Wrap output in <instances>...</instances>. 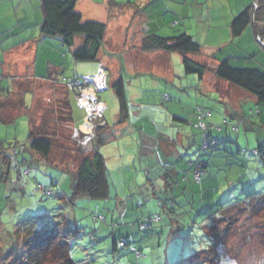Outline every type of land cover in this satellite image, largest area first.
Instances as JSON below:
<instances>
[{"label":"rangeland","instance_id":"obj_1","mask_svg":"<svg viewBox=\"0 0 264 264\" xmlns=\"http://www.w3.org/2000/svg\"><path fill=\"white\" fill-rule=\"evenodd\" d=\"M104 1L79 0L77 9L82 14L83 19L97 20L105 22L107 25L103 47L106 55H104L103 64L99 68L106 71L107 81L106 76L103 79L101 75H98V72L97 75L86 79L84 84H87L84 86L89 87H80L75 93L74 98L78 95L76 105L71 92L72 89L60 83L59 78H62L60 73L58 75L51 73L50 77L43 81L29 80L27 102H23L22 94L17 90L10 94V98H21L22 102L19 99L6 103V107H8L6 110L11 111L12 114L7 117L8 121L0 120V141L7 146L8 144L22 145L26 143L31 125L33 133L45 134L52 142L51 162L58 164L59 167L66 168L68 165L69 168H72L78 164L81 158L80 149L85 146L86 139L81 143L82 137L77 132L78 129L74 123L72 124V118L69 119V115L72 114L78 126L81 119H84V114L91 123L95 120L101 122V116L106 105L103 115L109 124V129H106L103 134L105 143L100 147V152L105 156L112 182L111 190L115 191L116 197L114 200H108L106 204L101 200L80 201L71 211V207L58 206V199L53 195L46 198L40 195L41 193L30 194L35 184L33 178L37 174L31 172L21 178L15 173H11L10 180L6 184L0 182V228H3L5 234L8 232L14 237L16 229L20 228L27 218L36 217L39 214L53 216L55 213L61 212L69 220H73V218L80 220V225L84 226L82 229L84 232L75 241L76 244L72 251L73 257L79 259V264H170L175 260H180V258H186L196 250L204 248L205 245H202V239L199 246L196 239L194 242L188 243H184L180 239H171L167 243L166 231L169 227L163 233L161 232L163 221L167 223L169 218L165 210L156 203L157 197H165L158 188L173 174L174 176L177 175L176 170L172 173V167L175 169L179 167V170L186 171L189 165L188 158L194 160L196 157L193 154V147L195 146L192 145L193 147L190 149H183V145L180 144V127L182 125L173 121V116L179 114L170 109V105L181 104V107L178 106L180 108H177V111L180 112V109H186L193 105L197 94L207 92L203 89V85L197 82L196 75L185 73L181 53L161 52L159 50L142 52L138 49V42L143 32L148 34L150 26L143 17L145 14L142 13V10L147 14L152 13L148 11L155 10L153 12L155 15H167L164 17L165 20L163 16L153 17L150 15L153 22L157 24L159 22L166 23L172 13V11L164 12L167 0H158L157 2L160 3L153 5L155 9H152V5L150 7L149 5L137 6L136 0H115L116 3L111 0L110 4L113 7L111 6L110 9L106 10V13L101 14ZM158 8L161 9L157 10ZM36 10L38 9L31 7L28 12L31 14ZM99 15H106V17L100 19ZM133 15H138L137 20L133 18ZM179 17V15H172V18ZM253 18L254 16L250 17L251 24H253ZM127 32L131 36L125 38ZM44 37L43 41H35V39L27 37V40L31 41L28 42L29 44L26 45L25 49L31 51L26 56L23 54L22 64L24 56L27 57L24 60L26 64L31 61L33 65L36 62V73L44 77L47 74L46 58H52V60L55 58L59 64H62L57 67V70L58 72L63 70L61 74L65 78H71L76 74L95 72V64L91 62L85 63L88 67L73 68L72 50L80 45V39L76 40L74 47H67L62 46L52 36ZM50 49H53L54 52L50 53ZM196 60L201 61L198 58ZM167 64H169L168 68ZM140 66L143 67L139 68ZM210 75L212 74H207V76ZM118 77H122L124 80L130 115L127 121L113 124L119 116L118 99L111 86L108 87V83L110 85ZM208 78H206L205 87L215 90L221 89L219 84H213ZM219 80L222 81L221 83L231 86V89L238 94L251 95L225 80ZM88 88H91V91ZM99 88L103 89L100 91L101 93H95V89L98 90ZM104 88L108 89L104 90ZM232 90L229 89L223 94V97L234 98L232 97ZM222 92H225V89ZM214 93H207L202 98V102L210 106L214 104L207 97L210 96L214 99V95L217 93L221 97L220 91H214ZM165 94L170 96L168 101H165L163 97ZM219 97L215 98L218 99ZM226 100L230 101L228 98ZM241 101L243 108L247 110L251 102L247 104L246 99H242V97L236 102ZM253 106L255 105L253 104ZM22 111H25L27 115H23ZM70 111L72 112L70 113ZM101 124L103 125L102 122ZM183 127L188 128L184 125ZM169 136L175 138V143ZM200 142V136L197 135L196 145ZM249 143L250 147L253 148L252 140ZM90 152L88 148H85V154H90ZM199 158L208 159V154L202 153ZM255 163H258L257 159ZM256 167H260L261 170L250 165L249 168L251 169L244 172V166L242 167V174H248L243 183L251 182L249 184L250 190L259 193L264 191V165L256 164ZM214 170L212 165L207 169L209 175H213ZM25 180H29L28 186H23ZM61 180H63L62 182L65 181L63 178ZM48 181L46 179L40 180L44 184ZM66 183L64 188L67 186ZM227 191L226 188L225 192H222L225 197L224 201L228 200V196H230ZM237 192L238 189H234L235 195L238 194ZM219 195H221L220 192H217L218 198H220ZM237 198L239 196L233 198L232 201H236ZM260 207L261 209L258 211H255L254 208L251 209V207L243 211L233 209L232 213L238 218L230 221V227L224 232V224H218L217 227L213 226L214 244L210 246L208 251L202 252L200 258H196L194 255L192 260L184 261L183 264H264V201L260 203ZM69 209L72 213L67 211ZM198 209L196 208L195 211ZM202 210L199 213L201 215L194 211L192 217L197 219L202 216ZM91 212L101 214V218L103 214L107 218L106 223H102V220L101 222H94L91 219ZM206 212L210 211L207 210ZM148 215H160L161 220L153 222L151 227L147 229L140 228L138 223L141 217ZM112 221L118 225L113 227L110 225ZM122 222H134L136 227H127ZM91 230H95L96 239L94 240H90L85 233ZM119 236L131 237L132 243L114 249L113 242ZM224 244H227L225 247L229 248L230 256L222 257L220 260L217 258L218 249L216 250V247H221ZM135 247L143 250V257L136 258L134 256L131 250ZM52 261L53 264H62L59 256L56 255L52 256Z\"/></svg>","mask_w":264,"mask_h":264},{"label":"trees","instance_id":"obj_2","mask_svg":"<svg viewBox=\"0 0 264 264\" xmlns=\"http://www.w3.org/2000/svg\"><path fill=\"white\" fill-rule=\"evenodd\" d=\"M39 1L40 14L42 15L39 22L40 33L44 36L56 38L62 46L67 47H74L76 40L80 39V45L72 50L74 62L76 64L78 62H91L95 66L99 65L100 53H104L106 23L83 19L82 14L76 8L78 0ZM110 1L107 0L108 9L112 6ZM112 1L115 2V0ZM154 1L136 0L137 6L150 5ZM253 3L257 4L255 10ZM142 13L147 14L143 10ZM150 15L154 16L155 14L152 13ZM170 15L168 19V21H171L170 23L168 21L166 23L159 22L158 25L154 22L156 25L154 27L150 26L151 32L141 36L138 49L142 52L161 50L169 53H181L185 73L196 75L198 83L201 82L204 76L211 73L215 77L249 92L256 99L254 102L257 105L252 101L248 109L245 110L246 115L242 116L241 120L252 118V121L260 123L262 127V129L258 127V130L246 129L242 126L240 129L237 122L233 121L230 117L223 119L221 123H211L210 117L213 107L202 102V98L208 93L203 83V89L207 93L197 94L193 105L183 109L187 111V116H173V121L182 125L180 127V144L183 145V149H190L195 146L193 147V154L196 157L194 160L188 158L187 162L189 165L186 171L179 170V167L176 169L172 167L178 173L175 176L171 174L172 176L165 181V184L167 187L169 186V192H172L171 189L173 190V194L170 197H157V205L165 210L169 218L168 224L163 221L161 232L163 233L169 227L166 231L167 243L171 239H180L184 243L194 242L196 239L199 246L202 239V245L205 244L204 248L196 250L186 258H180V260L170 263L183 264L184 261L192 260L194 255L196 258H200L202 252L204 253L210 249V246L214 244L212 236L213 226L217 227L218 224H224L223 231L225 232V229L230 227V221L238 218L237 215L232 213L233 209H239L240 211L247 210L249 207L251 209L254 208L255 211L261 209L260 203L264 201V191L254 193L253 190H250L251 186L249 184L251 182L243 183L246 181L247 177L245 176L248 174H242V167L244 166V172H246L248 169H251L249 168L250 165L257 169L259 168V170L261 168L256 167V164L259 166L264 165V143L261 140V136L264 135V70L261 68L233 67L227 60H221L215 67H210L205 63L203 64L195 60L192 57H204L201 51L202 45L193 35L188 34L182 28L180 17L172 18V15H175L173 11ZM251 16H254L252 25L260 27L257 29L256 37L263 38L264 0H251L248 7L232 19L230 23L232 34H239L247 24H251ZM168 24L175 26L171 27ZM163 27H165L168 33H158L159 29ZM128 36H131L129 32L126 33L125 38ZM256 42L259 49L264 52V47L259 44L258 40ZM100 67L99 65L95 72L87 75L76 74L71 78H65L60 75L62 78H59V81L62 84H67L75 79L91 77L98 72ZM104 72L107 81V73L106 71ZM110 86L118 99L119 116L118 120L113 124L123 123L128 120L130 115L123 78L118 77L115 82L110 85L108 83V87ZM71 92L77 105L74 98L75 93H77L76 88L73 87ZM163 97L165 101L170 99V96L166 94ZM207 97L209 100L216 101V98ZM180 105H170V107L177 109ZM104 112L101 116V122H104L103 125L99 122L100 120L93 121L91 134L84 135L79 131L80 125L78 126L77 122H74V126L78 129L77 132L82 137L81 143L86 139L85 143L87 146L85 144L80 149L81 158L78 164L72 166V168H69L68 165H66V168L59 167L58 164L51 162L52 142L45 134L38 135L29 129L27 142L22 145L8 144L7 146L4 142L0 141V182L6 184L10 180L11 173H15L18 177L22 178L33 172L37 176L33 178L35 184L30 194L36 195L41 193L40 195L46 198L53 195L58 199V206L71 207V211H73L76 204L80 201L101 200L106 204L108 200H114L116 193L111 190L112 182L109 177L105 156L100 152V147L105 143L103 134L106 132V129H109V124L104 119ZM71 116L69 115V119L72 118ZM0 120L2 119L0 118ZM183 125L188 128H184ZM197 135L200 136L201 142L196 145ZM174 139L172 138L173 143H175ZM250 140L256 144L254 147L252 146L256 149L254 151L250 147ZM85 148L91 151L90 154H85ZM180 149L182 148L180 147ZM202 153H207L208 159L199 158ZM256 159L258 163H255ZM211 165L213 166V170L215 169L213 175H209L207 171ZM230 166L233 167L232 170H230ZM62 178L65 179L64 182H62ZM41 179L49 181L44 184L40 182ZM65 183L67 185L66 188H64ZM28 185L29 180H25L23 186ZM163 186L164 184L159 186L158 189L160 190V187L162 188ZM226 188L230 196H228V200L224 201L225 197L222 192H225ZM234 189H238L237 195H235ZM217 192H220V198H218ZM238 196L237 202L235 200L233 202V198ZM196 208L199 209L195 211ZM200 208L203 209V215L194 219L192 217L194 211L199 214L201 213ZM207 210L210 212L207 213ZM67 211L72 213L70 209ZM91 215V219L94 222H101L102 220V223H106L107 218L103 214L102 218L100 217L101 214L99 215L94 212H91ZM148 216L141 217L138 223L140 228L147 229L151 227L153 222L161 220L160 215ZM79 222L80 220H76V218L69 220L61 212H57L53 216L39 214L36 217L27 218L23 221L21 227L16 229L14 237L13 235H9L8 232L5 234L3 228H0V264H50V262L53 264L52 256L54 255L59 256L62 264H79V259L74 258L72 254L73 247L76 244L75 241L84 232L82 231L84 226L82 227ZM122 223L127 227H136L134 222ZM110 225L116 227L118 223L112 221ZM94 231L85 232L90 240L96 239ZM198 237L200 240L197 239ZM131 243V237L119 236L113 242V245L114 249H116L125 247ZM219 244L221 245V243ZM225 245L227 244L221 247L218 246V248L216 247V250L218 249L216 252L217 258L220 260L222 257L230 256V252H228L229 248L225 247ZM198 246L196 245V248ZM192 251L194 250L192 249ZM131 252L136 258L144 256L143 250L137 247L133 248ZM230 259L232 260V258ZM81 260L83 259L81 258ZM193 261L195 263V260Z\"/></svg>","mask_w":264,"mask_h":264},{"label":"crops","instance_id":"obj_3","mask_svg":"<svg viewBox=\"0 0 264 264\" xmlns=\"http://www.w3.org/2000/svg\"><path fill=\"white\" fill-rule=\"evenodd\" d=\"M157 1L158 0H155L149 5V7L151 5H155L156 3H160ZM250 1L251 0H167L166 6L165 3H163V6L166 7L164 8V12L168 13L171 10L173 11V14L179 15L182 20V28H184L188 34L193 35L194 38H196V40L202 45L201 51L202 54H204V57H192L195 60L196 58L201 59L199 62H202L203 64L205 63L210 67H215L221 60H227L233 67L261 68L264 70V52L259 49L256 42L257 29L260 27L247 24V26H245L237 35L232 34V29L230 27L232 19L246 9ZM39 3V0H0V118L3 121H8L7 117L12 114L11 111H7L8 107H6V103H9L11 100L19 99L21 102L22 99L24 100L23 102H27V97L29 95L27 84L29 80L43 81L46 80V78H49L51 73L53 75H58V73H60L61 76V73H63V70L58 72L57 67H60L62 64H59L55 58L54 60H52V58H46L45 68L47 70V74L45 77L36 73V62L32 65L31 61L27 64L24 61L27 58L25 57L26 54L31 51L25 49L26 45L29 44L28 42L31 41L27 40V37L35 39V41H43L45 38L39 30V22L42 18ZM103 4L104 6L101 9V14L106 13V10H108L107 0H105ZM174 6L176 7L174 8ZM31 7L38 10L29 14L28 9ZM76 8H78L77 5ZM152 9H155L154 6ZM160 9L161 8H158L157 10ZM148 12L153 13L155 10H150ZM150 14H145L144 17L150 26L152 25V27H154L156 24H154L153 19H150ZM99 16L100 19H104L106 17V15ZM130 16L132 18V15ZM154 16H163L164 19L167 15ZM133 18L137 20L138 15H133ZM150 26L148 33L150 32ZM158 33H168V31L165 27H163L159 29ZM143 34H145V32H143ZM49 52L53 53L54 51L53 49H50ZM23 54L25 56L22 64ZM101 54L102 53H100L99 65L103 64L102 59H104V55H106V53L104 52L102 55ZM110 63L112 64V62ZM99 65L95 66V71ZM167 65L168 68L169 64ZM79 66L88 67L85 63L79 62V64H76V62H74L73 68L78 69ZM142 67L140 66L139 68ZM84 74L87 75L89 73ZM208 77L213 84H219L223 91L225 89V92H222L221 89L215 90L206 87V91L208 93L220 91L221 96L219 97L218 93L217 95H214V98H219L216 99V101H212L214 104H212L213 110L210 117L211 123H221L223 119L230 117L233 121L237 122L240 129L242 126L246 129H258V127L259 129H262L260 123L252 121V118L241 120V117L246 115L245 108H243L241 104L242 101L236 102L240 99V97H242V99H246L247 103L249 101L254 102L256 101L254 97L244 93L238 94L231 89V86L221 83L222 81L214 77L213 74L210 76H204L200 83L205 84L206 78ZM229 89L232 90V97L234 98L229 96L223 97V94L228 92ZM16 90L22 94V99L17 97L10 98V94L14 93ZM236 95H238V97H235ZM226 98L230 99V101L228 102ZM254 104L257 105L255 102ZM170 109H172L175 113H178L181 117L187 116L186 110L180 109V112H178L177 109H173L172 107ZM71 112L72 111H70V113ZM22 114L27 115L25 111H22ZM83 117L85 118V114ZM74 122L75 120L72 116V124ZM83 122L84 119H82L80 125ZM30 126L29 128L31 129ZM226 133L228 132L226 131ZM261 137V140L264 143V135ZM252 144V146L256 145L254 142ZM254 150L256 149L253 148V151ZM232 168L233 167L230 166V170H232ZM174 170H172V173ZM165 185L166 184L164 183V186L162 188L160 187L159 192L161 194L163 193L165 197L172 196L173 190L171 189L172 192H169V186L167 187V185Z\"/></svg>","mask_w":264,"mask_h":264},{"label":"built area","instance_id":"obj_4","mask_svg":"<svg viewBox=\"0 0 264 264\" xmlns=\"http://www.w3.org/2000/svg\"><path fill=\"white\" fill-rule=\"evenodd\" d=\"M253 6H254V10L256 9V7H257V4L256 3H253ZM262 23V22H261ZM263 25H264V21H263ZM257 40L259 41V44H261L263 47H264V37L263 38H257ZM99 73V74H98ZM98 75H101L102 76V78L104 79V77H105V72L104 71H102V70H98ZM97 74H94L93 76H95V75H97ZM92 76V77H93ZM89 77H82L81 79H75V80H73V81H70L69 83H67V84H65L66 86H68L69 88H71V89H73V87H75L76 88V90H77V92H78V90L80 89V87H89V86H84V85H86V84H84L85 83V81H86V79H88ZM95 88V87H94ZM90 91H91V88H88ZM105 89H107V88H104V90ZM103 89H95V93H97L98 94V92H100V91H102ZM97 94H96V96H97ZM78 98V95H76V97H75V99H77ZM91 119V118H90ZM197 176V175H196Z\"/></svg>","mask_w":264,"mask_h":264},{"label":"water","instance_id":"obj_5","mask_svg":"<svg viewBox=\"0 0 264 264\" xmlns=\"http://www.w3.org/2000/svg\"><path fill=\"white\" fill-rule=\"evenodd\" d=\"M98 93H100V92H98ZM91 125H92V123L86 117V118H84L83 124L79 126V131H81L83 134H86V135L91 134V132H92Z\"/></svg>","mask_w":264,"mask_h":264}]
</instances>
